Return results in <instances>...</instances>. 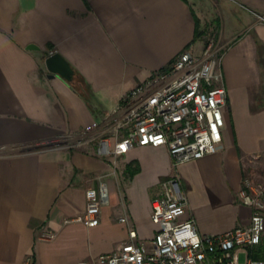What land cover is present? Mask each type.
<instances>
[{"label":"crops","instance_id":"1","mask_svg":"<svg viewBox=\"0 0 264 264\" xmlns=\"http://www.w3.org/2000/svg\"><path fill=\"white\" fill-rule=\"evenodd\" d=\"M264 0H0V264H94L157 230L152 201L177 175L184 220L203 236L251 222L247 177L264 184ZM216 29L228 92L221 150L181 164L167 148L117 161L54 149L117 109L137 84L185 51L202 53ZM59 54L71 80L48 70ZM99 180L110 205L98 226L77 221ZM121 189V191H120ZM126 216L128 224L120 222Z\"/></svg>","mask_w":264,"mask_h":264},{"label":"built area","instance_id":"2","mask_svg":"<svg viewBox=\"0 0 264 264\" xmlns=\"http://www.w3.org/2000/svg\"><path fill=\"white\" fill-rule=\"evenodd\" d=\"M223 57L224 45L213 29L201 54L181 53L166 68L137 84L115 111L85 126L72 139H58L53 148L93 149L97 156L112 159L116 168L119 158L135 148L165 147L175 170L218 153L228 104ZM161 185L162 193L152 201L154 237L137 241L136 229L129 228L130 241L94 264H240L242 252L247 256L245 264H264L250 255L264 235L262 182L247 177L240 192L241 201L252 211L250 224L212 236L201 235L193 219H183L189 203L179 177ZM85 198V211L77 221L94 228L102 208L110 205L108 184L99 180L97 187L86 190ZM120 222L128 224V218Z\"/></svg>","mask_w":264,"mask_h":264},{"label":"water","instance_id":"3","mask_svg":"<svg viewBox=\"0 0 264 264\" xmlns=\"http://www.w3.org/2000/svg\"><path fill=\"white\" fill-rule=\"evenodd\" d=\"M46 66L53 76L57 74L67 80L72 79L73 76L72 69L59 54L50 55L46 59Z\"/></svg>","mask_w":264,"mask_h":264},{"label":"trees","instance_id":"4","mask_svg":"<svg viewBox=\"0 0 264 264\" xmlns=\"http://www.w3.org/2000/svg\"><path fill=\"white\" fill-rule=\"evenodd\" d=\"M250 255L254 259L264 261V241L263 239L260 245L250 250Z\"/></svg>","mask_w":264,"mask_h":264},{"label":"rangeland","instance_id":"5","mask_svg":"<svg viewBox=\"0 0 264 264\" xmlns=\"http://www.w3.org/2000/svg\"><path fill=\"white\" fill-rule=\"evenodd\" d=\"M120 191H121V189H120ZM262 239L264 241V235H263ZM246 260H247V256H246V254L244 252H242L241 255H240V264H245Z\"/></svg>","mask_w":264,"mask_h":264}]
</instances>
